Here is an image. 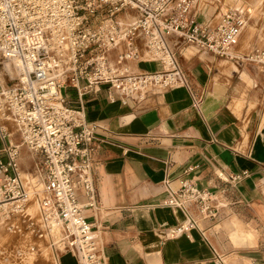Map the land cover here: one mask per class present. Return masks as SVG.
Listing matches in <instances>:
<instances>
[{
  "label": "built area",
  "instance_id": "1",
  "mask_svg": "<svg viewBox=\"0 0 264 264\" xmlns=\"http://www.w3.org/2000/svg\"><path fill=\"white\" fill-rule=\"evenodd\" d=\"M203 6L202 0H0V71L5 74L9 62L19 66L12 84L4 86L0 76V138L9 140L0 150L5 155L0 157V211L11 204L8 214H26L37 201L38 231L52 246L72 253L77 264H106L100 235L86 213L98 206L94 165L100 128L87 118L86 95L105 87L110 101L139 104L185 86L198 106L203 95L192 91L180 65L181 41L255 64L264 73V47L236 52L250 16L229 8L201 20ZM137 60L161 67L136 72L128 63ZM69 88L76 90L79 107L68 103ZM15 132L20 143L12 141ZM22 146L37 158L26 179L20 170ZM166 184L171 193L164 205L182 210L186 219L164 236L199 229L193 206L203 219H217L227 205L193 180L182 179L178 189Z\"/></svg>",
  "mask_w": 264,
  "mask_h": 264
},
{
  "label": "crops",
  "instance_id": "2",
  "mask_svg": "<svg viewBox=\"0 0 264 264\" xmlns=\"http://www.w3.org/2000/svg\"><path fill=\"white\" fill-rule=\"evenodd\" d=\"M203 7L201 20L220 12ZM259 7L252 3L254 13ZM254 30L247 27L245 48L260 42L261 28L250 41ZM244 38L243 32L236 52L247 53L240 50ZM187 47L180 42L178 58L192 91L203 95L198 106L185 86L139 104L110 101L105 87L83 101L88 120L100 125L94 165L98 206L86 213L100 235L106 264H216L217 256L226 264H264V73L255 64L207 50L184 54ZM128 64L136 72L161 67L145 60ZM66 98L79 107L75 89H66ZM8 141L0 138V150ZM12 141L21 142L16 132ZM36 159L21 147L24 178L35 171ZM185 178L220 194L227 205L217 219H203L193 206L199 229L168 237L186 216L164 205L171 193L166 181L178 189ZM57 264L77 260L64 252Z\"/></svg>",
  "mask_w": 264,
  "mask_h": 264
},
{
  "label": "rangeland",
  "instance_id": "3",
  "mask_svg": "<svg viewBox=\"0 0 264 264\" xmlns=\"http://www.w3.org/2000/svg\"><path fill=\"white\" fill-rule=\"evenodd\" d=\"M225 3L233 5L246 6L245 13L250 15L248 23L253 25L255 30L250 36V41L255 38V34L261 28V40L257 44L250 42L246 47L247 29L244 30L245 38L241 41V51L249 52L254 47H264V0H223ZM261 6L255 13H248V8H252V3H260ZM202 4L207 6L213 12L215 9L220 11L215 3L209 0H202ZM216 4L222 6V1H216ZM212 7V8H211ZM217 7V8H216ZM231 8L230 6H227ZM234 9V8H231ZM224 13V12H222ZM248 42V41H247ZM196 48V47H195ZM198 49V48H196ZM226 60L219 57V61ZM226 64V63H223ZM151 67V66H150ZM6 72L9 78L7 81L12 84L18 76V63L9 62L6 64ZM252 76V75H251ZM238 77V76H237ZM253 86V85H252ZM251 87V86H250ZM252 106V104H251ZM9 130L13 131L12 124H8ZM29 166L23 162V170L28 171ZM22 174V172H21ZM5 213V212H2ZM5 215L0 214V264H57V260L65 251L56 246L51 245L49 238L42 236L38 231L37 225L40 221L39 205L36 201H32L29 205V211L24 213L12 212ZM28 215V216H27ZM31 218V219H30ZM4 251V252H3ZM6 254V255H5ZM3 257V258H2ZM7 261V262H6ZM13 261V262H12ZM63 263V260H62Z\"/></svg>",
  "mask_w": 264,
  "mask_h": 264
},
{
  "label": "bare ground",
  "instance_id": "4",
  "mask_svg": "<svg viewBox=\"0 0 264 264\" xmlns=\"http://www.w3.org/2000/svg\"><path fill=\"white\" fill-rule=\"evenodd\" d=\"M210 2H212V3H215V5L216 6H218V8L220 9V14L222 13V12H225L226 10H227V6H230L231 8H236V9H241V10H243V11H245V9H246V6H244V5H240V6H237V5H233V4H231V3H225V2H223V0H221L222 1V6H219V4H216V1H218V0H209ZM260 4V6H261V2L259 3ZM217 8V7H216ZM247 9H248V13H254V11H253V9L252 8H248L247 7ZM219 16V15H218ZM128 20H133V18L131 17H128ZM249 26H251V24H249V23H247V25H246V27H245V29H247V27H249ZM186 52H190V53H197L198 52V50L195 48V46H188L185 50H184V54L186 53ZM224 61H227V60H224ZM229 62V61H228ZM5 71H6V69H5ZM5 74H8L7 72H5ZM5 74L2 72V71H0V76H1V81H2V83H3V85L4 86H6V84L8 83V81H7V77H5ZM19 74V73H18ZM222 176H223V174L222 173H220ZM26 179V178H25ZM37 202V201H36ZM38 203V202H37ZM30 205V204H29ZM39 205V204H38ZM5 207V209H6V212H9V210H11V204H8V205H6V206H4ZM27 211H29V206H28V208H27ZM3 211H0V214H3V215H5L6 214V212L5 213H2ZM1 251V250H0ZM4 252V251H3ZM6 255V254H5ZM3 258V257H2ZM7 262V261H6ZM13 262V261H12ZM1 263V262H0ZM10 264V263H9Z\"/></svg>",
  "mask_w": 264,
  "mask_h": 264
}]
</instances>
